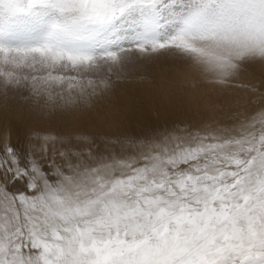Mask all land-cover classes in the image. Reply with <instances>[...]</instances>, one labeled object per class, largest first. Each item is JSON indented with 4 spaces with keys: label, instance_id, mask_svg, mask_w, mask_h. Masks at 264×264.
<instances>
[{
    "label": "snow or ice",
    "instance_id": "obj_1",
    "mask_svg": "<svg viewBox=\"0 0 264 264\" xmlns=\"http://www.w3.org/2000/svg\"><path fill=\"white\" fill-rule=\"evenodd\" d=\"M218 45L264 55V0H0V264H264L259 82L216 127L106 111L161 52L227 75Z\"/></svg>",
    "mask_w": 264,
    "mask_h": 264
},
{
    "label": "rangeland",
    "instance_id": "obj_2",
    "mask_svg": "<svg viewBox=\"0 0 264 264\" xmlns=\"http://www.w3.org/2000/svg\"><path fill=\"white\" fill-rule=\"evenodd\" d=\"M216 47L219 54H221L225 58L232 57L235 64V67L231 69L227 75H220L216 71L207 70L205 66L191 54L168 51L161 52L154 56L150 61L142 62L145 63V68L141 71L136 72L130 79L123 82L125 85H130V87H132V89L134 90L138 89V91L133 92L138 93L140 90L139 87L141 85L135 84V78L139 77V74H141V77L149 79L146 83L142 84L146 87L147 91L143 96L140 97L138 111L129 103L123 104L125 98H121V93L117 91V87L113 98L108 99L106 102L107 108H117V110H119L122 113L120 114L123 116H126L130 111L134 110L135 117L138 122L135 127L136 131L143 130L141 127L144 124L149 123L145 122L147 119H158L162 125H165L171 118L174 117L175 119L179 103H184L186 101V96L190 94V92L185 91V86H182V88L178 86V84L183 81V78L181 76L182 74L180 75V72H184L185 74H187L189 72H186L187 70L193 69L196 72L203 71L202 73L205 72L206 74H209V77L206 78L211 82H215V84L213 85L214 87H212L213 91L218 92L219 90V92H221L222 99L218 97L216 100L209 101L211 104H214L215 109L219 110L221 114L232 112L233 102H229L228 98L224 96L225 93L234 92V80L240 81V79L242 78L246 79V76L240 73L244 69H247L249 66H254L257 62L264 58V55L242 52V50L240 49L232 48L226 45H218ZM185 69L187 70L184 71ZM162 73H165L164 76H159V74ZM205 73L204 75H206ZM161 82H164L165 85L168 84L167 88L175 87V93L181 99L179 103L175 104L176 107H169L167 104L158 101L154 85L160 84ZM2 102H4V100L3 98H0V103ZM147 107L150 108V112H147L145 110ZM152 108H157L159 109V111H151ZM144 111L146 112V114L144 113ZM141 112L145 114L144 117L142 116L143 114ZM70 118L79 119L80 114H70ZM112 118L115 120L117 119L113 116ZM223 122L225 121L223 120ZM42 126H45L43 121H41L37 117H30L26 122L25 128L27 131L31 129H38ZM105 131L108 130L106 129Z\"/></svg>",
    "mask_w": 264,
    "mask_h": 264
},
{
    "label": "bare ground",
    "instance_id": "obj_3",
    "mask_svg": "<svg viewBox=\"0 0 264 264\" xmlns=\"http://www.w3.org/2000/svg\"><path fill=\"white\" fill-rule=\"evenodd\" d=\"M193 68V66H192ZM185 69L184 71H186ZM189 71V72H188ZM185 74L184 72H180V75L183 78V81H181L178 86L182 88V86H185V91L190 92L188 96H186V101L184 103H179L181 99L178 97V95L175 93V87L167 88L168 84L165 85L164 82H161L160 84H155L154 87L156 89V97L159 102H163L167 104L169 107H176L175 104L179 103L176 111V117L174 119L171 118L167 121L165 125H162L161 122L158 119H147L145 122H149L148 124H144L141 128L142 131H136L137 133L145 132L148 130V127H156L159 126L161 128L167 126L168 124L172 123L176 119L179 118H186L193 121L198 122L199 124H211L213 127H216L217 125H224L227 123H231L230 117L231 115L239 110H242L243 106L246 104L247 100L249 98H254L252 96V93L245 89L242 85L244 84H252L259 82V88L262 93H264V58L257 62L254 66H249L247 69H244L240 74H243L246 76L245 78L240 79V81L234 80V92H227L224 96H226L230 103L233 104V111L230 113L221 114L219 110L215 109L214 104H211L209 101L216 100L218 97L221 96V92H214L212 87L215 84V82H211L209 79V74L202 73L203 71H194L193 69H189ZM165 73L159 74V76H164ZM185 74V75H183ZM239 74V75H240ZM238 75V77H239ZM219 76V75H218ZM207 77V78H206ZM214 78V77H213ZM149 79L145 77H141V74H139V77L135 78V84L141 85L139 87L138 93H133L138 91L132 89L130 85L124 84L123 82L117 84V91L121 93V98H125L123 101V104L129 103L133 108H135L138 111V105L140 101V97L145 94L146 87L142 84L146 83ZM153 85V82H152ZM209 87V88H207ZM222 99V98H221ZM6 104V101L0 103V105ZM217 106V105H216ZM147 112H150V108L145 109ZM159 111L157 108H152L151 111ZM109 117L111 119L112 116L117 119H122L124 116L121 115L122 113L117 110V108H107L106 109ZM121 113V114H120ZM142 113V112H141ZM146 114V112L144 111ZM142 113L143 117L145 114ZM122 117V118H121ZM116 119V120H117ZM223 120L225 122H223ZM155 121V122H152ZM144 122V123H145ZM105 128L104 130H106ZM108 130V129H107ZM140 130V129H138Z\"/></svg>",
    "mask_w": 264,
    "mask_h": 264
}]
</instances>
